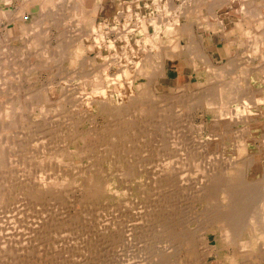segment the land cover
I'll list each match as a JSON object with an SVG mask.
<instances>
[{
    "label": "rangeland",
    "instance_id": "rangeland-1",
    "mask_svg": "<svg viewBox=\"0 0 264 264\" xmlns=\"http://www.w3.org/2000/svg\"><path fill=\"white\" fill-rule=\"evenodd\" d=\"M8 1L11 2V0ZM13 1L14 3L9 5L5 0H0V9H6L0 10V106L5 110L11 107V110H8L16 116H14L15 120L18 121L16 125L11 126L12 133L2 138L3 144L7 148L0 149L2 152L10 153L12 162H16L4 173V182H6L3 191L6 192V196L3 193L0 194V264H161V262L163 264H264V237H262L263 239L251 238L252 247H258L256 249L262 256L256 258V253H246L245 251L235 258L233 247L227 246L223 240L217 241L214 230L207 231L209 221L213 220L212 215L209 210L206 211V205L200 202L201 200L195 192V187L202 177H208L210 174L222 175L227 169L242 171L243 182L247 185L242 189V192L247 188L248 190L252 189V192H255L253 191L255 189L259 192H255L251 196V192L246 190L248 193L246 197L249 196L247 198L253 199V202L247 199L249 202L246 200L243 203L245 207L241 206L244 207L241 208L243 212L244 209L247 211L241 213V216L245 217L243 223L245 222L247 227L249 226L248 235L255 236L259 232H264L263 223L252 226L248 220V216L253 213L264 214V129L254 131L253 135L246 129L251 126L250 120L246 116L264 115V113L238 106L240 103L238 97L242 93L241 96L244 97L245 93L261 91L264 88V79L260 78L258 83L253 80L257 77L256 75L259 76L261 73L257 71L260 68L258 66L263 68L260 70L264 74V49L256 52L254 45L251 42L248 43V39L253 41L254 36L259 34V21L252 20L250 22L249 28H251L252 34L251 38L245 36L246 43L243 41L242 44L235 45V47L234 44L231 45L235 49L233 48L228 56L225 55L227 59L215 60L217 64H224L230 60L231 64H234V67L227 70V73L233 72V76H230L227 83L225 82L219 88L225 89V91L231 89L229 95H219L220 90L214 88L208 97L203 98L204 95H201L200 91L204 90L201 89L215 81L210 70L208 73L205 71L206 73L199 77L192 76V81L188 77L180 78L172 75V78L169 79L164 76L159 79V84H157L155 101L143 98L144 100L135 102V104L129 103V107H126L129 109L127 111L118 107L115 108L116 113L114 114L91 116L87 112V95L83 93H91V90L96 87L85 86L81 93L78 86L81 82L80 74L89 71V73L97 74L96 79L98 80L114 76L119 72L118 67L114 62L104 63L106 60L103 59L109 55L112 57L120 55L118 50L111 48L109 53L101 51L104 56L99 58L94 45V21L90 19L88 22H83V14L78 13L75 9L68 12L67 3L72 0ZM75 1L80 2V0ZM135 1L125 0L126 3ZM255 1L257 4V0ZM22 2L29 5L44 3V12L38 17L36 14H26L28 17L23 24L21 18L26 12L19 10L24 6ZM85 3L93 8L96 3L102 5L107 3L110 6L112 2L109 0L106 3L105 0H82L80 4L84 7ZM224 3L225 0H221L218 5L221 6ZM156 5V9H162L160 4ZM130 10L133 11L134 8ZM63 11H65L64 14H61ZM66 15L69 18H66ZM122 15L130 16L124 12ZM45 16H47L46 19ZM35 19L38 25L35 24ZM98 22L109 24V20L106 18L100 19ZM124 22L126 21L123 20ZM86 24L88 26L85 28L88 30L83 28ZM35 26L37 27L36 32L41 34L40 50L33 49V46L29 45L33 32L35 33L33 30ZM228 26H233V23L229 21ZM84 31L86 32L84 33ZM227 32H233V30H227ZM45 33L44 38L42 34ZM111 33L107 32L105 35L108 40L110 38L114 40L115 34L113 33L110 37ZM84 35L85 37H83ZM210 35L209 31L207 36ZM76 36L83 41L72 43ZM137 37L130 36L129 38L135 42V40L142 39L143 36L140 34ZM165 38L163 36V39ZM114 45L121 47L123 42L118 41ZM132 45L133 48L140 47L136 43H132ZM43 49H47L44 54L41 52ZM60 52L66 53L57 57ZM248 56L255 60L246 65L249 60ZM99 63L101 64L99 65ZM124 63L129 67L132 66L131 59H125ZM177 64L178 61L170 63L168 66L169 68L174 65L176 67ZM239 66L243 69H237ZM95 67L96 70L93 71ZM242 70L248 72L245 74V78L241 73ZM171 72L173 74V71ZM248 78L254 81L253 84H250L252 86L247 85L248 82H251ZM184 85H187V90L183 89ZM74 90L77 92L73 93ZM235 90L238 91V95L234 94ZM175 94L177 95L175 96ZM159 95L161 96L159 97ZM163 95H166V98L174 97L172 101L171 99L169 101ZM221 95H224L223 98L225 97L223 102ZM190 97L194 102H191ZM199 97L201 99L198 101ZM234 97H237V101ZM150 100L152 102H149ZM209 101H212L213 104L210 105ZM147 102L151 104L147 105ZM159 102H163L164 105ZM82 103L87 104V107L85 105L75 106ZM222 103H225L226 106H223ZM49 104L60 109L53 110L54 107L50 108ZM143 106L145 108L149 106V109H145ZM161 106L162 108L163 106L167 107L169 111L168 109L160 110ZM64 107L67 109H63ZM171 107L173 108L171 109ZM143 108L145 110L142 113ZM152 109L154 111L150 113ZM146 110L148 113L145 112ZM242 110L244 111L242 112ZM7 121L9 123L10 119ZM22 121L24 123L21 124ZM34 121L36 123L33 124L34 127H31L30 124ZM81 134L84 137L87 136V141L91 142L86 145L87 141L84 143L85 140L82 139ZM75 136H77L76 139H73ZM241 139H244L245 144L248 141L247 144L252 147L250 151L237 155L239 148L237 145ZM77 148L82 149L79 154L76 153ZM121 148L123 149L121 150ZM66 149L69 152H75V154L63 156V150ZM67 150L66 152H68ZM52 153H56L55 158ZM28 155L35 156L37 164H40L30 167L33 157L29 158ZM22 162L25 165H21ZM69 163L71 167L73 166L72 169ZM26 167L29 173L26 171ZM36 167L37 170L33 172ZM46 170L53 173L47 174L49 172ZM43 171L46 173L45 175ZM47 176L48 178L50 176L48 181H43V184H40L38 178L46 179ZM46 183L51 185L48 191L35 187V185L37 187L45 186ZM164 185L166 186L163 187ZM254 203L257 205H253ZM246 205L255 207L258 211L254 212L252 209V213L248 210L251 207ZM77 216L78 218L75 219ZM99 222L109 224L110 230L100 232L98 230ZM242 225L244 226V224ZM181 230L186 231L188 241L193 243L192 247L195 246L193 257L186 247L177 244L178 240L174 238L176 235H170L168 232L177 231L175 233L178 234V231ZM11 233L14 234L11 235ZM125 234H128L129 237ZM167 234L175 240L168 237ZM188 234L193 236H188ZM21 241L24 242L21 243ZM195 254L198 256L196 257Z\"/></svg>",
    "mask_w": 264,
    "mask_h": 264
},
{
    "label": "bare ground",
    "instance_id": "bare-ground-1",
    "mask_svg": "<svg viewBox=\"0 0 264 264\" xmlns=\"http://www.w3.org/2000/svg\"><path fill=\"white\" fill-rule=\"evenodd\" d=\"M44 1H46V0H44ZM50 1V0H49ZM107 0H105V2H106ZM110 1V0H109ZM119 1V0H118ZM122 1V0H121ZM128 1V0H127ZM56 2V1H55ZM69 2V1H68ZM96 2V1H95ZM153 2V1H152ZM67 3V2H66ZM165 3V2H164ZM68 4V8H75V7H78V1H75V0H72V1H70V3H67ZM121 4V3H120ZM188 4V3H187ZM186 4V5H187ZM52 5V4H51ZM50 5V6H51ZM106 5H107V3H106ZM170 5V4H169ZM173 5V4H172ZM234 5V4H233ZM16 6V5H15ZM113 6V5H112ZM208 6V5H207ZM221 8H225L226 7V4L224 3V4H221ZM232 6V5H231ZM199 7V6H198ZM95 8V7H94ZM113 8H115L114 6H113ZM151 8V7H150ZM248 8V7H247ZM108 9H109V7H108ZM163 9V8H162ZM190 9H191V7L189 6L188 7V9H186V11L184 12L185 13V15H189L190 14ZM204 9V8H203ZM231 9V8H230ZM84 10V9H83ZM161 10V9H160ZM196 10V9H195ZM198 10V9H197ZM226 10V9H225ZM91 11V10H90ZM111 11V10H110ZM129 11H130V9H129ZM159 11V10H158ZM162 11V10H161ZM204 11V10H203ZM214 9H211V10H209L208 12H207V15L205 14V18L206 19H209L210 17H213L214 19H217L216 18V13H214ZM227 11V10H226ZM251 11V10H250ZM262 11V10H261ZM264 11V10H263ZM70 12V11H69ZM109 12V11H108ZM146 12V11H145ZM195 12V11H194ZM216 12V11H215ZM85 13V12H84ZM124 13H126V14H128V15H130L131 13H127L126 11L124 12ZM151 13V12H150ZM176 13V12H175ZM183 13V12H182ZM205 13V12H204ZM88 14V13H87ZM180 14V13H179ZM208 14H210V15H208ZM220 14V13H219ZM7 15H9V14H7ZM98 15V14H97ZM165 15H166V13H165ZM204 15V14H203ZM85 16V15H84ZM131 16V15H130ZM129 16V17H130ZM196 16V15H195ZM264 16V15H263ZM57 17H58V15H57ZM89 17V16H88ZM170 17V16H169ZM234 17V16H233ZM126 18H128V16L126 17ZM163 18V17H162ZM168 18V17H167ZM187 18V17H186ZM212 18V19H213ZM129 19V18H128ZM148 19L151 21V22H153L152 24H155V26L154 25H152V27H151V25L149 26L148 25ZM264 19V18H263ZM135 20H137V22H138V25H139V27L142 29L141 31L143 32V33H145V35H146V38H145V45L144 46H140L138 49H137V47L136 48H133V45H132V43H131V40L126 36L127 34L126 33H123L122 32V35L120 36V38L121 37H123V45L121 46V47H119V46H115L114 45V40H111V38H110V40H108L107 39V37L105 36V35H107V31H108V29L109 28H102V26H100V27H97V29H96V31H95V35H96V42H95V47H96V49H97V54H98V56H99V58L101 59L104 55L102 54V52L101 51H105V52H107V53H109V51H110V49L111 48H115L116 50H118V52H119V54L120 55H116L115 57H112V56H110L109 54V56L107 57V58H105L104 57V59L103 60H106L104 63H107V62H110V64H111V62H114L115 63V66L116 67H118V70H119V72H117L116 74H114V76H112V77H110V78H103V80H101V79H96V77H98V76H96L97 74H93V73H89V71H84L82 74H80L81 75V77H80V80H81V82H80V84L78 85L79 86V88H80V92L82 93L83 92V88L85 87V86H88L89 88H93V87H96L95 89H92L91 91V93H83V94H85V95H87V104H88V107L86 106L87 104H77V105H75V106H83V105H85L86 107H87V112H88V115H91V116H93V115H103V114H111V113H116V110H115V108H118V107H121V110L122 109H125V111H127V110H129L128 108H126V107H129V103H134L135 104V102H138V101H141V100H144L143 98H146V99H151V100H153V101H155V98H156V94H155V92H157V84H159V79L161 78V77H164V76H166V60H167V58L169 57V54H171V53H175V54H178V55H180V56H183V55H186L187 53L186 52H188V53H190L191 51L193 52V54L195 55V53L196 52H194V50H199L202 46H201V44H200V41H199V35L196 33V32H194L193 33V31H192V33H191V44H189L187 47H185V46H183L182 44H181V35L180 34H182V32L184 31V32H190V30L189 29H187L188 27H185L184 26V24H183V27H185V28H182V32L179 30V31H174L173 33H172V38H171V40H169V42L171 43V44H169V46H170V48H164V47H162V46H160L161 44L159 43V39H158V36H156V37H153V35L151 36V34H152V30L154 29V27H156V29H158V26L160 25V23H161V21H162V19H161V17L159 16H156V14H146V13H144L142 16H140L139 18L137 17V19H135ZM164 20H167V19H164ZM170 20V19H169ZM194 20V19H193ZM59 21H61V20H59ZM227 21V20H226ZM84 22V21H83ZM86 22V21H85ZM196 22V21H195ZM92 23V22H91ZM94 23V22H93ZM173 24V23H172ZM90 25V24H89ZM130 25V24H129ZM170 25V24H169ZM174 25V24H173ZM190 25V24H189ZM193 26H194V23L192 24ZM260 26H261V24H259ZM23 26V25H22ZM76 26V25H75ZM79 26V25H78ZM77 26V27H78ZM86 26H88V24H86ZM178 26V25H177ZM168 27V26H167ZM196 27V26H195ZM19 28V27H18ZM93 28H94V26H93ZM100 28H102V29H100ZM173 28V27H172ZM193 28V27H192ZM134 28H132L131 29V26L130 27H128V25H127V28L126 29H123V31H127V33H132V34H134L135 35V33H136V31L135 30H133ZM181 29V28H180ZM33 30L35 31V33L33 32V35H32V39H31V41H30V43H29V45L31 46H33V49H39V46H40V44H41V41H40V39H41V34L40 33H38V32H36V30H37V27L35 26V27H33ZM43 30V29H42ZM91 30V29H90ZM93 30V29H92ZM83 31V30H82ZM137 31H138V29H137ZM154 31V30H153ZM156 31V30H155ZM230 31V30H229ZM25 32V31H24ZM83 33V32H82ZM85 33V32H84ZM196 33V34H195ZM45 35H46V33L45 34H42V36L45 38ZM77 35V34H76ZM239 35V34H238ZM79 36V35H78ZM167 36V35H166ZM212 36V35H211ZM240 36V35H239ZM83 37H85V35L83 36ZM242 37V36H241ZM137 38H139V37H137ZM209 38V37H208ZM131 39H133V38H131ZM170 39V38H169ZM241 39V38H240ZM133 40H135V39H133ZM201 40V39H200ZM83 41V39L82 40H80L79 38H77V36L76 37H74L73 38V40H72V43H76V42H79V43H81ZM119 41H120V39H119ZM165 41V40H164ZM167 41V40H166ZM225 41V40H224ZM229 41V40H228ZM215 42V41H214ZM138 43V42H137ZM71 44V43H70ZM252 45H254V47H255V50H256V52H258V51H260L261 49H264V30H262V32H259V34L257 35V36H254V39H253V41H252V43H251ZM203 45V44H202ZM90 46V45H89ZM139 46V45H138ZM228 47V46H227ZM70 48V47H69ZM204 48V47H203ZM40 50V49H39ZM47 49H43L41 52L44 54L45 53V51H46ZM82 50V49H81ZM203 49H200V51H199V56H200V58L203 60V62L207 65V67H208V69L211 71V73L214 75L213 77H215V81L214 82H212L211 83V85H205L206 87H203V89H201V90H204V91H200V94L202 95H204L203 96V98H205V97H208L209 95H210V93L212 92V90L214 89V88H218V90H220V92H219V95L220 94H230V92L232 91L231 89H229L228 91H225V89H219L220 88V86L221 85H223V84H225V82L227 81V79L228 78H230V76L232 77L233 76V72L232 73H227V70L229 69V68H232V67H234V64L232 63L231 64V60L229 61V62H227V63H224V64H217V63H215V62H213V57H211L210 55H208V53L206 54L205 52H203L202 51ZM206 50V49H205ZM228 50V49H227ZM240 50V49H239ZM208 51V50H207ZM37 52V51H36ZM81 52V51H80ZM57 53V52H56ZM66 53V52H65ZM65 53H63V52H60L59 53V55L57 56V57H59V56H61V55H63V54H65ZM78 53V52H77ZM55 54V53H54ZM82 54V53H81ZM113 54V53H112ZM79 55V54H78ZM106 55V54H105ZM254 55V54H253ZM80 56V55H79ZM83 56H85V55H83ZM196 56V55H195ZM249 57V60H248V63L246 64V65H249V63L250 62H252L253 60H255V58H253V57H251V56H248ZM62 58V57H61ZM69 59V58H68ZM125 59H127V60H132V66H128V64H125L124 63V61H125ZM231 59V58H230ZM43 60V59H42ZM234 60V59H233ZM50 61V60H49ZM62 61V60H61ZM86 61V60H85ZM63 62V61H62ZM87 62V61H86ZM85 62V63H86ZM43 63V62H42ZM66 63V62H65ZM261 63V62H260ZM26 64V63H25ZM41 64V63H40ZM74 64V63H73ZM101 63H99V65H100ZM202 64V63H201ZM85 65V64H84ZM103 66H105L104 64H102ZM72 66V65H71ZM70 66V67H71ZM241 66H243V65H241ZM241 66H239L237 69H241L242 67ZM69 67V66H68ZM67 67V68H68ZM73 67V66H72ZM88 67V66H87ZM198 67V66H197ZM258 67H260L259 69H257V71H259V72H261V73H259V76L258 75H256L257 77V79L256 78H254L253 80H255V82H257L258 83V80L260 79V78H262V79H264V74L262 73V71L260 70V69H263V68H261V66H258ZM103 68H105V67H103ZM248 68V67H247ZM252 68V67H251ZM33 69V68H32ZM98 69V68H97ZM243 69V68H242ZM86 70V69H85ZM88 70V69H87ZM96 70V67H95V69H93V71H95ZM253 70V69H252ZM81 71H83V70H81ZM92 71V72H93ZM241 71V70H240ZM256 71V70H255ZM88 72V73H87ZM168 72V71H167ZM97 73H99V72H97ZM170 73V72H169ZM237 73V72H236ZM244 76V78L246 77L245 76V74L246 73H248V72H244V70H242V72H241ZM172 74V73H171ZM262 74V75H261ZM30 75V74H29ZM28 75V76H29ZM34 75H35V73H34ZM37 76V75H36ZM79 76V75H78ZM209 76H210V73H209ZM30 77V76H29ZM33 77V76H32ZM102 77V76H101ZM234 78V77H233ZM249 79V78H248ZM6 80V79H5ZM213 80V79H212ZM211 80V81H212ZM250 80V79H249ZM251 81V82H248L247 83V85H249V86H252V85H250L251 83L253 84V82L254 81ZM200 81V80H199ZM7 82V81H6ZM204 82V81H203ZM247 82V81H246ZM5 83V82H4ZM191 83V82H190ZM227 83V82H226ZM7 85V84H6ZM183 85V84H182ZM242 85V84H241ZM244 85V84H243ZM187 86V85H186ZM185 85H184V88L183 89H186L187 87H186ZM191 86V85H190ZM238 86H240V85H238ZM237 86V87H238ZM225 87V86H224ZM235 87V86H234ZM61 88H63V87H61ZM76 88V87H75ZM88 88V89H89ZM201 88V87H200ZM244 88V87H243ZM260 88V87H259ZM7 89V88H6ZM10 89V88H9ZM68 89V88H67ZM165 89V88H164ZM193 89V88H192ZM237 89V88H236ZM246 89V88H245ZM244 89V90H245ZM20 90V89H19ZM60 90V89H59ZM62 90V89H61ZM70 90V89H69ZM68 90V91H69ZM187 90V89H186ZM239 90V89H238ZM254 90V89H253ZM64 91V90H63ZM65 91H67V90H65ZM71 91V90H70ZM77 91H78V89H77ZM76 90H74V92L73 93H75V92H77ZM184 91V90H183ZM193 91H195V90H193ZM193 91H192V93H193ZM198 91V90H197ZM217 91V90H216ZM234 91V90H233ZM236 91V90H235ZM241 91V90H240ZM245 91H247V90H245ZM12 92V91H11ZM35 92V91H34ZM203 92V93H202ZM251 93H248V94H246L245 93V95H244V97H242L241 95L243 94H241L239 97H238V100H239V104H238V106L240 107V108H245V109H247V110H249V109H251V110H259V111H261V112H263L264 113V88L260 91H258V90H255V91H250ZM218 93V92H217ZM238 93V91H236V93L234 92V94H236V95H238L237 94ZM38 94V93H37ZM46 94V93H45ZM44 94V95H45ZM77 94V93H76ZM165 94V93H164ZM167 94V93H166ZM169 94V93H168ZM181 94V93H180ZM183 94V93H182ZM67 95V94H66ZM78 95V94H77ZM177 94H175V96H176ZM183 95H185V93L183 94ZM46 96V95H45ZM44 96V97H45ZM47 96H48V94H47ZM161 95H159V97H160ZM164 96V95H163ZM166 96V95H165ZM164 96V97H165ZM169 96V95H168ZM197 96V95H196ZM215 96V95H214ZM223 96L224 95H221V101L223 102V101H225V97L223 98ZM234 96V95H233ZM34 97H35V95H34ZM37 97V96H36ZM63 97V96H62ZM78 97V96H77ZM173 97L174 96H170V97H168V98H166V99H169V101H170V99H171V101H172V99H173ZM183 97V96H182ZM202 97V96H201ZM201 97H199V99H198V101L201 99ZM32 98H33V95H32ZM79 98V97H78ZM164 98V99H165ZM191 98V97H190ZM233 98V97H232ZM235 98V97H234ZM8 99V98H7ZM40 99V96H39V98H38V100ZM45 99H47V98H45ZM44 99V100H45ZM61 99V98H60ZM84 99V98H83ZM158 99V98H157ZM164 99H163V101H164ZM165 99V100H166ZM188 99H189V97H188ZM236 99V101H237V97L235 98ZM35 100V99H34ZM38 100H36V101H38ZM63 100V99H62ZM61 100V101H62ZM78 100V99H77ZM149 101V102H152V101ZM210 100H212V99H210ZM231 100V99H230ZM7 101V100H6ZM8 101H9V99H8ZM13 101V100H12ZM84 101V100H83ZM94 101V103L92 104V102ZM189 101V100H188ZM197 101V102H198ZM206 101V100H205ZM235 101V100H234ZM9 102H11V101H9ZM39 102V101H38ZM149 102H147V105H148V103ZM165 102V101H164ZM191 102H194V101H192V98H191ZM210 102V105L211 104H213V103H211L212 101H209ZM59 103V102H58ZM154 103V102H153ZM160 103V102H159ZM163 102H161L160 104H162ZM206 103V102H205ZM220 103V102H219ZM218 103V104H219ZM231 103V102H230ZM236 103V102H235ZM144 104V103H143ZM145 104H146V102H145ZM149 104H151V103H149ZM158 104V103H157ZM159 104V105H160ZM209 104V103H208ZM237 104V103H236ZM10 105V104H9ZM50 105V104H49ZM48 105V106H49ZM60 105V104H59ZM153 105V104H152ZM154 105H156V104H154ZM163 105H164V103H163ZM185 105V104H184ZM217 105V104H216ZM222 105L223 106H226L225 105V103H222ZM234 105V104H233ZM51 106H53L54 107V105H50L49 107L51 108ZM66 106V105H65ZM146 106V105H145ZM150 106V105H149ZM148 106V107H149ZM158 106V105H157ZM169 106H170V104H169ZM171 106H173L172 104H171ZM179 106V105H178ZM195 106V105H194ZM222 106V107H223ZM44 107H45V105H44ZM125 107V108H124ZM138 107V106H137ZM136 107V108H137ZM144 107V106H143ZM148 107H146V108H148ZM151 107V106H150ZM165 106H163V108H162V106L160 107V110L161 109H170V107H168V105H167V107L166 108H164ZM207 107V106H206ZM216 107V106H215ZM221 107V106H220ZM219 107V108H220ZM230 107V106H229ZM11 108V107H10ZM9 107H8V109H10ZM23 108V107H22ZM40 108V107H39ZM67 109V107H64L63 109ZM70 108V107H69ZM145 108V107H144ZM142 109L141 111H142V113L144 112L143 110H145V109ZM173 107H171V109H172ZM211 108V107H210ZM8 109H6L5 110V108L4 107H2V106H0V149H2V148H5L6 147V145H4L3 144V140H2V138L3 137H5V136H7L8 134H11L12 133V128H11V126L12 125H16V123L18 122V121H16L15 120V115L14 114H12V112L10 111V110H8ZM14 109V108H13ZM16 109V108H15ZM20 109V108H19ZM53 110H56V111H58L60 108L59 107H54V108H52ZM62 109V108H61ZM62 109V110H63ZM65 109V110H66ZM130 109H132L131 108V106H130ZM133 109H135V108H133ZM149 109V108H148ZM155 109H156V107H155ZM159 109V108H158ZM169 109H168V111H169ZM212 109V108H211ZM225 109V108H224ZM81 110H82V108H81ZM115 110V111H114ZM218 110V109H217ZM233 110V109H232ZM18 111V110H17ZM50 111V110H49ZM152 111H154L153 109L151 110V112L150 113H152ZM165 111V110H164ZM164 111H161L162 113L164 112ZM214 111V110H213ZM216 111V110H215ZM219 111V110H218ZM234 111V110H233ZM244 110H242V112H243ZM77 112V111H76ZM82 112V111H81ZM84 112V111H83ZM119 112V111H118ZM140 112V111H139ZM145 112H147L148 113V111L146 110ZM220 112V111H219ZM230 112V111H229ZM44 113V112H43ZM78 113V112H77ZM123 113V112H122ZM126 113H128V112H126ZM146 113V114H147ZM154 113H156V112H154ZM161 113V114H162ZM167 113V112H166ZM223 113V112H222ZM84 114V113H83ZM141 114V113H140ZM145 114V115H146ZM250 114H252V113H250ZM26 115V114H25ZM130 115V114H129ZM15 116V117H14ZM43 116V115H42ZM90 116V117H91ZM113 116V115H112ZM122 116H124V115H122ZM147 116V115H146ZM246 116V115H245ZM150 117H151V115H150ZM166 117V116H165ZM246 117H248V119L250 120L249 121V123L251 124V126L249 127V128H246L248 131H250V134H254L255 132L254 131H260V130H263L264 129V115H262V114H259V115H253V116H246ZM119 118H121V117H119ZM257 120H256V119ZM7 119H10V121H9V123H8V121H7ZM73 119V118H72ZM71 119V120H72ZM90 119H92V118H90ZM94 119V118H93ZM219 119V118H218ZM69 120V119H68ZM63 121V120H62ZM78 121V120H77ZM218 121V120H217ZM12 122V123H11ZM31 122V121H30ZM67 122V121H66ZM22 123H24L23 121L21 122V124ZM34 123H36L35 121L34 122H32L31 124H30V126L31 127H34ZM79 123V122H78ZM262 123V124H261ZM20 124V123H19ZM28 124V123H27ZM26 124V125H27ZM38 124V123H37ZM61 124H63V123H61ZM83 124V123H82ZM18 125V124H17ZM263 125V126H262ZM19 126V125H18ZM56 126V125H55ZM36 127V126H35ZM36 128H38V127H36ZM58 128V127H57ZM65 128V127H64ZM93 128H95V127H93ZM92 128V129H93ZM115 128V127H114ZM19 129V128H18ZM57 131V130H56ZM94 131V130H93ZM112 131V130H111ZM71 132V131H70ZM95 132V131H94ZM97 132V131H96ZM17 133V132H16ZM55 133V132H54ZM61 133V132H60ZM64 133V132H63ZM101 133V132H100ZM127 133V132H126ZM14 134V133H13ZM99 134V133H98ZM82 136H83V134H81ZM81 135H78V136H81ZM90 135V134H89ZM108 135V134H107ZM106 135V136H107ZM81 136V137H82ZM102 136H104V135H102ZM116 136V135H115ZM118 136V135H117ZM120 136V135H119ZM76 137L77 136H75V138H73V139H76ZM91 137V136H90ZM100 137V136H99ZM93 138V137H92ZM112 138V137H111ZM118 138V137H117ZM82 139L83 140H85L84 141V143L88 140V138H87V136L86 137H82ZM97 139H99V138H97ZM245 139V138H244ZM244 139H241L240 141H238V149H237V155L239 154V155H241V154H243V153H245V152H248V151H250L251 150V145H249V144H247L248 143V141H247V143L245 144V141H244ZM249 139V138H248ZM2 140V141H1ZM91 140V139H90ZM96 140V139H95ZM103 140V139H102ZM114 140H116V139H114ZM124 140V139H123ZM74 141V140H73ZM93 141V140H92ZM108 141V140H107ZM117 141V140H116ZM75 142H76V140H75ZM91 141H87L86 142V145H87V143H90ZM120 142V141H119ZM99 143V142H98ZM113 143V142H112ZM7 144V143H6ZM60 144V143H59ZM76 144H78L77 142H76ZM82 144V143H81ZM96 144H97V141H96ZM120 145V144H119ZM78 145H76V147H77ZM102 146H103V143H102ZM121 146V145H120ZM75 147V148H76ZM79 147V146H78ZM89 147V146H88ZM91 147V146H90ZM93 147V146H92ZM7 148V147H6ZM5 148V149H6ZM9 148H12V146H9ZM84 148H86V147H84ZM99 149L101 148L100 146L98 147ZM69 149V148H68ZM78 150L76 151V153H80V150H82V149H80V148H77ZM113 149V148H112ZM123 148H121V150H122ZM67 150V149H66ZM66 150H63V156H66V155H70V154H75V152H69V150H67L68 152H66ZM126 150V149H125ZM5 151H7V150H5ZM110 151V150H109ZM165 151V150H164ZM41 152H43V151H41ZM59 152V151H58ZM66 152V153H65ZM99 152V151H98ZM121 152V151H120ZM123 152V151H122ZM114 153V152H113ZM112 153V154H113ZM117 153V152H116ZM129 153V152H128ZM264 153V152H263ZM14 154V153H13ZM91 154V153H90ZM257 154H261V153H257ZM52 155H53V157L55 158L56 157V153L54 154V153H52ZM52 155H51V157H52ZM93 155V154H92ZM28 156H30V155H28ZM33 158V160H32V163H31V165H30V167L31 166H34V165H38V164H40V163H38L37 164V162H36V157L35 156H33V155H31ZM31 156L29 157V158H31ZM75 156V155H74ZM81 156V155H80ZM79 156V157H80ZM105 156V155H104ZM135 156V155H134ZM14 157V156H13ZM42 157V156H41ZM78 157V158H79ZM88 157V156H87ZM86 157V158H87ZM97 157V156H96ZM101 157V156H100ZM111 157V156H110ZM112 157H113V155H112ZM24 158L26 159V156H24ZM75 158V157H74ZM117 158H118V156H117ZM57 159V158H56ZM81 159H82V156H81ZM120 159V158H119ZM62 160V159H61ZM82 160H84V159H82ZM25 161V160H24ZM129 161V160H128ZM68 162H70V161H68ZM73 161H71L70 163H72ZM95 162H97V161H95ZM15 161H14V163L12 162V160H11V156H10V153H6V152H2L1 150H0V194L1 193H3L4 194V196H6V192H4L3 190H5V189H3V188H5L4 187V183L6 182H4V173H6V171H8V167H11L13 164L15 165ZM70 163H69V165H70ZM117 163V162H116ZM21 165L22 164H24L23 162L22 163H20ZM26 164H27V162H26ZM41 164H42V162H41ZM46 164V163H45ZM62 164H63V161H62ZM94 164V163H93ZM96 164V163H95ZM129 164H130V162H129ZM175 164V163H174ZM25 165V164H24ZM53 165H54V163H53ZM68 165V166H69ZM76 165V164H75ZM47 166V165H46ZM55 166V165H54ZM53 166V167H54ZM97 166V165H96ZM127 166V165H126ZM162 166V165H161ZM45 167V166H44ZM70 167H71V165H70ZM73 167V166H72ZM72 167H71V169H72ZM88 167V166H87ZM24 168V167H23ZM35 168V167H34ZM49 168V167H48ZM60 168V167H59ZM59 168H56V170L58 169L59 170ZM62 168V167H61ZM77 168V167H76ZM121 168V167H120ZM19 169V168H18ZM32 169H33V167H32ZM44 169V168H43ZM54 169V168H53ZM52 169V170H53ZM70 169V170H71ZM73 169H75V168H73ZM96 169V168H95ZM132 169V168H131ZM13 170H15V169H13ZM37 170V167H36V169L33 171V172H35ZM68 170V169H67ZM70 170H69V172H70ZM256 170V169H255ZM21 171V170H20ZM26 171H27V167H26ZM30 171V170H29ZM46 171H48V170H46ZM62 171V170H61ZM89 171V170H88ZM19 172V171H18ZM28 172V171H27ZM26 172V173H27ZM32 172V171H31ZM32 172V173H33ZM44 172V171H43ZM49 172V171H48ZM51 172V171H50ZM50 172L49 173H47V174H50ZM56 172V171H55ZM78 172V171H77ZM155 172H156V170H155ZM242 172V171H241ZM240 171H236L235 169H227V170H225V172L222 174V175H216V176H214V175H211L210 174V176H208V177H200L201 179L199 180V182L197 183V185H196V187H195V192L197 193V196H199V198H200V202L202 203V204H204V205H206V211H208L209 210V212L211 213L210 215H212L211 217H212V219L213 220H210L209 221V225L207 226V231L208 230H214L215 231V235H216V237H215V239L217 240V241H220V240H223V243H225L227 246H231V247H233V249L235 250V258L238 256H240L242 253H244L245 251H246V253L247 252H249V253H256V258H258V257H260V256H262L259 252H258V247H256V248H254V247H252V244H253V241L251 240V238H253V237H258L259 239L260 238H262V237H264V232H259V233H257V235H255V236H251V234H247V231H248V228H249V226L247 227V225L245 224V222L243 223V220H245V217L243 218L241 215V213L243 212V210L241 209V208H244L245 206H244V202L248 199V200H251L250 198H247V197H249V196H247L246 197V195L248 194L247 193V191L246 190H248V188L246 189V190H244L243 192H242V189L245 187V186H247L244 182H243V180H244V178H243V176H242V174L243 173H241ZM29 173V172H28ZM37 173V172H36ZM51 173H53V172H51ZM58 173V172H57ZM64 173V172H63ZM124 173V172H123ZM38 174V173H37ZM46 173L44 172V175H45ZM129 174V173H128ZM28 175V174H27ZM69 175H70V173H69ZM81 175V174H80ZM166 175V174H165ZM53 176V175H52ZM161 176V175H160ZM203 176H205V175H203ZM27 177V176H26ZM34 177L36 178V176L34 175ZM33 177V178H34ZM9 178V177H8ZM49 178H50V176H49ZM48 178V176H47V178L45 179V178H38V180L40 181V184H43V181H48L47 179H49ZM67 178V177H66ZM152 178V177H151ZM171 178V177H170ZM6 179H7V177H6ZM10 179V178H9ZM37 179V178H36ZM95 179V178H94ZM93 179V180H94ZM35 180V179H34ZM37 180V181H38ZM42 180V181H41ZM61 180V179H60ZM92 180V179H91ZM92 180V181H93ZM171 180H172V178H171ZM49 181H51V180H49ZM57 181V180H56ZM86 181V180H85ZM96 181H97V179H96ZM166 181V180H165ZM170 181V180H169ZM8 182V181H7ZM64 182H65V180H64ZM84 182V181H83ZM50 183V182H49ZM46 183L45 184V186H36L35 185V187H36V189H39V188H43L44 190H47L48 191V189L51 187V185L50 184H52V183ZM99 184H101V183H99ZM6 185V184H5ZM90 185V184H89ZM94 185V184H93ZM167 185H169L168 184V182H167ZM55 186V185H54ZM157 186V185H156ZM155 186V187H156ZM166 185H164L163 187H165ZM56 187V186H55ZM162 187V188H163ZM169 187V186H168ZM167 187V188H168ZM173 187V186H172ZM178 187V186H177ZM33 188V187H32ZM84 188V187H83ZM161 188V189H162ZM175 188V187H174ZM255 188V187H254ZM71 189V188H70ZM95 189V188H94ZM115 189V188H114ZM170 189V188H169ZM178 189V188H177ZM249 189H251L250 187H249ZM91 190V189H90ZM89 190V191H90ZM165 190V189H164ZM164 190H163V192H164ZM171 190H173V189H171ZM7 191V190H6ZM87 191H88V189H87ZM248 191H250L249 193L251 194V196L255 193V192H258L256 189L255 190H253V191H255V192H252V189L251 190H248ZM45 192V191H44ZM106 192V191H105ZM167 192V191H166ZM64 193V192H63ZM104 193V192H103ZM259 193V192H258ZM257 193V194H258ZM39 194V193H38ZM43 194V193H42ZM141 194V193H140ZM9 195V194H8ZM7 195V196H8ZM85 195V194H84ZM107 195V194H106ZM162 196V195H161ZM256 196V195H255ZM264 196V195H263ZM2 197V196H1ZM254 197V196H253ZM100 198V197H99ZM98 198V199H99ZM246 198V199H245ZM255 198V197H254ZM2 199V198H1ZM197 199V198H196ZM262 199V198H261ZM6 200V199H5ZM10 200H12V199H10ZM95 200V199H94ZM101 200V199H100ZM165 200V199H164ZM247 200V201H248ZM253 200V199H252ZM251 200V202H253ZM90 201V200H89ZM97 201V200H96ZM175 201V200H174ZM257 201V200H256ZM46 202V201H45ZM249 202V201H248ZM261 202H263V200H261ZM26 203V202H25ZM98 203H100V202H98ZM14 205H16V204H14ZM75 205V204H74ZM88 205H89V203H88ZM91 205V204H90ZM249 205H251V203H249ZM249 205H246V206H249ZM253 205H257V203H254ZM252 205V206H253ZM260 205V204H259ZM20 206V205H19ZM64 206V205H63ZM202 206V205H201ZM241 206H244V207H241ZM30 207V206H29ZM168 207V206H167ZM177 207V206H176ZM249 207H251V206H249ZM31 208V207H30ZM101 208V207H100ZM174 208V207H173ZM205 208V207H204ZM247 208V207H246ZM17 209V208H16ZM254 210V212L256 211H258L257 209H255V207H251V208H248V210H250V212H252L253 213V211H251V210ZM21 210V209H20ZM24 210V209H23ZM81 210V209H80ZM160 210V209H159ZM163 210V209H162ZM260 210V209H259ZM66 211V210H65ZM95 211V210H94ZM170 211V210H169ZM174 211V210H173ZM261 211V210H260ZM67 212H69L68 210H67ZM244 212H247L245 209H244ZM243 212V213H244ZM249 212V211H248ZM78 213V212H77ZM81 213V212H80ZM173 213V212H172ZM83 214V213H82ZM261 214V213H260ZM258 214V213H253V215H251V216H248L249 218H248V220L250 221V223L252 224V226L253 225H257V224H260V223H263L264 224V214ZM80 215V214H79ZM247 215V214H246ZM84 217V216H83ZM120 217V216H119ZM184 217V216H183ZM211 217H210V219H211ZM76 218H78V216L77 217H75V219ZM87 218V217H86ZM102 218H103V216H102ZM165 218V217H164ZM181 218V217H180ZM185 218V217H184ZM247 219V218H246ZM21 220V219H20ZM79 220V219H78ZM107 220V219H106ZM161 220V219H160ZM176 220V219H175ZM197 220V219H196ZM202 220V219H201ZM77 221V220H76ZM100 221V220H99ZM104 221V220H103ZM166 221V220H165ZM181 221V220H180ZM160 222V221H159ZM174 222H176V221H174ZM197 222H199V221H197ZM78 223H80V222H78ZM100 223V222H99ZM167 223V222H166ZM10 224V223H9ZM60 224V223H59ZM84 224V223H83ZM82 224V225H83ZM107 224V223H106ZM103 224V222H101L99 225H98V230L100 231V232H102L103 233V231H107V230H110V226H109V224ZM170 224V223H169ZM178 224V223H177ZM198 224V223H197ZM201 224V223H200ZM242 224H244V226L242 225ZM53 225V224H52ZM202 225V224H201ZM261 225V224H260ZM84 226V225H83ZM200 226V225H199ZM198 226V227H199ZM170 227V229H171V225L169 226ZM182 227H184V226H182ZM2 228V227H1ZM68 228V227H67ZM70 228V227H69ZM73 228V227H72ZM112 228V227H111ZM132 228V227H131ZM133 228H134V226H133ZM136 228V227H135ZM179 228H181V227H179ZM185 228V227H184ZM183 228V229H184ZM187 228H188V226H187ZM9 229H10V227H9ZM14 229V228H13ZM74 229V228H73ZM165 229V228H164ZM169 229V228H168ZM182 229V228H181ZM203 229V228H202ZM18 230V229H17ZM49 230V229H48ZM97 230V231H98ZM174 230V229H173ZM184 230H187V229H184ZM184 230H181V231H178V234H176L177 233V231H172L171 233H170V231H168L169 232V234L170 235H176V237L174 236V238L175 239H177L178 240V245L179 246H183L184 248L186 247L188 250V252L192 255V257L194 256V250H195V246L194 247H192L193 246V243L192 242H190V241H188V239H187V237H186V231L184 232ZM194 230H196V229H194ZM7 231H8V229H7ZM15 231V230H14ZM96 231V230H95ZM118 231V230H117ZM124 231H126V230H124ZM131 231H132V229H131ZM16 232V231H15ZM128 232V231H127ZM161 232V231H160ZM187 232H188V230H187ZM192 231H190V233H191ZM195 232V231H194ZM109 233H111V232H109ZM167 233V232H166ZM193 233V232H192ZM14 234V233H13ZM12 233H11V235H13ZM17 234V233H16ZM10 235V236H11ZM125 235H128V234H125ZM190 235H192V234H188V236H190ZM210 235V234H209ZM14 236H16V235H14ZM13 236V237H14ZM165 236V235H164ZM167 236H168V234H167ZM166 236V237H167ZM193 236V235H192ZM191 236V237H192ZM12 237V236H11ZM114 237V236H113ZM127 237V236H126ZM128 237H129V235H128ZM157 237V236H156ZM160 237H162V236H160ZM168 237H170V236H168ZM167 237V238H168ZM44 238V237H43ZM166 238V239H167ZM170 238H172V237H170ZM198 238V237H197ZM41 239V238H40ZM39 239V240H40ZM128 239V238H127ZM166 239H165V241H166ZM173 239V238H172ZM175 239H173V240H175ZM193 239V238H192ZM263 239V238H262ZM24 240V239H23ZM48 240V239H47ZM169 240V239H168ZM171 240V239H170ZM189 240H190V237H189ZM256 240V239H255ZM17 241V240H16ZM22 242H24V241H21V243ZM30 242V241H29ZM50 242V241H49ZM168 242V241H167ZM170 242V241H169ZM175 242V241H174ZM177 242V241H176ZM255 242V241H254ZM31 243V242H30ZM29 243V244H30ZM195 243V242H194ZM172 244H173V242H172ZM176 244V243H175ZM211 244V243H210ZM31 245V244H30ZM163 245V244H162ZM168 245V244H167ZM195 245V244H194ZM164 246V245H163ZM261 246V245H260ZM24 247V249H26L25 248V246H23ZM27 247V246H26ZM238 247V248H237ZM28 248V247H27ZM30 249H31V247H29ZM194 248V249H193ZM261 249H262V246H261ZM174 250V249H173ZM186 251V250H185ZM264 251V250H263ZM262 251V252H263ZM261 252V251H260ZM27 253V252H26ZM230 253V252H229ZM248 253V254H249ZM20 256V255H19ZM195 256L197 257L198 255H196L195 254ZM249 256V255H248ZM55 257V256H54ZM160 257V256H159ZM249 257H251V255L249 256ZM254 257V256H253ZM51 259H52V257H51ZM194 260V259H193ZM196 260V259H195ZM164 261V260H163ZM200 261V260H199ZM237 261V260H236ZM201 263V262H200ZM161 264H163V262H161Z\"/></svg>",
    "mask_w": 264,
    "mask_h": 264
},
{
    "label": "crops",
    "instance_id": "crops-1",
    "mask_svg": "<svg viewBox=\"0 0 264 264\" xmlns=\"http://www.w3.org/2000/svg\"><path fill=\"white\" fill-rule=\"evenodd\" d=\"M5 1H6V3H9V5L12 2L14 3L13 0H11V2H9L8 0H5ZM114 1L110 0V2H112L110 4V6H108V4L102 5V4L96 3V6H94L95 8L94 7L90 8L86 3L83 4L84 7H82L80 4L82 2V0H80L78 7L67 8V10L69 12V11L75 9L78 13L81 12L83 14L82 19L84 20V22L85 21L88 22V20L92 19L94 21L93 24H94L95 31H96L97 27H100V26H102V28H104V27L105 28H111L109 31H107L108 34L111 33L112 30H114L110 34V37L112 36L113 33L115 34V37H114L115 43H118L119 39H120V42H123V37L120 38V36L122 35V32L126 33L127 34L126 36L128 38L130 36L137 37V35L142 34V36H143L142 39L135 40V42L131 41V43L132 42L134 44L136 43V45H139V46L145 45L146 35H145V33H143L141 31L142 29L139 27V25L137 24V20H135V19H137V17L139 18L144 13L156 14V16L161 17L162 21H161L160 25L158 26V29H156V27H154V29H153L154 31L152 30L151 36L152 35H153V37L158 36L159 43L161 44L160 46L167 48V49L170 48L169 44H171L170 43L171 41L169 42V40H171V38H172V33L174 31H179V30L181 31L182 28L188 27L187 29L190 30L189 33L181 31L182 32V34H180L181 35V44L185 47H187L189 44H191V39H190L191 33L194 30L193 32H196L199 35V41H200V44L202 46L200 49H203L202 50L203 52H205V53L207 52L208 55L213 57V62H215V60L217 61L219 59H221V60L227 59V57L225 55L228 56L229 53L232 51V49L235 47V45L236 46L240 45L243 43V41L245 43L247 42V39H244L245 36H248V38L249 37L251 38L252 31H251V28H249V24H250V22H252V20L254 22H255V20L259 21V24H261V26H259V32H262V30H264V19H263L264 18V16H263L264 15V11H263L264 4H260L262 2L264 3V0H257V2H258L257 4L255 3L256 2L255 0H225V4H226L225 8H221L222 6L218 5L221 0H136L135 2H131V3L130 2L126 3L125 0H122V1L121 0H119V1L114 0ZM43 4L44 3H37V4L29 5V4H23V2H22V5H24V6H23V8H20L19 10H20V12H26L23 15L24 17L21 18V21L23 22V24H25L26 19L28 17L26 14H36L38 17V15H40L42 12H44L43 11ZM156 4H160L162 6V8H163V9H161L162 11L155 8V6H157ZM112 5L115 8H113ZM189 6L191 7V9H190L191 12L187 16V15H185L184 12L186 11V9H188ZM108 7H109V9H108ZM133 8H134L133 11L132 10L129 11V9H133ZM212 8H214V10L216 11L215 13H216L217 19H214L213 17L206 19L205 14L207 15V12L209 10H211ZM0 10L3 11L6 9H0ZM9 10L13 11V9H10V8H9ZM67 10H65V11H67ZM65 11H63L61 14H64ZM125 11L127 13H131L130 14L131 17L128 16L129 19L122 15V12H125ZM109 13H110V16L108 17ZM165 13H166V15H165ZM68 15H66V18H69ZM208 15H210V14H208ZM46 17L47 16H45V19H46ZM103 17L106 18L107 20H109L108 25H105L101 22H98V20L104 19ZM36 19H35V24H37ZM63 19L65 20V17H63ZM164 19H167V20H164ZM123 20H125L126 22L123 23ZM229 21H231L233 23V26H231V27L228 26ZM147 22H148L149 26L150 25H151V27H152V25L155 26V24H152L153 22H151L149 19ZM193 23H194V26L192 25ZM164 24H165V26H164ZM183 24H184V26L185 25L186 26L183 27ZM44 25H45V22H44ZM127 25H128V27L131 26V29L134 28L133 30L136 31L135 35L132 33H127V31H123V29L127 28ZM45 27H47V26H45ZM85 27H87V26H83V28H85ZM255 27H257V26H255ZM102 28H100V29H102ZM86 29L87 28H85V30ZM137 29H138V31H137ZM227 30H233V32H227ZM209 31L211 32L212 36L211 35L207 36ZM84 32H86V31H84ZM166 35H168V36H166ZM163 36L166 38L163 39ZM78 37H80V35ZM94 37H95V41H94V45H95L96 35ZM250 42L252 43V40L250 41L248 39V43H250ZM231 45H233L234 47H231ZM200 49L194 50V52H196L195 53L196 56L193 54L192 51L190 53L186 52L187 54L183 55V56H180V55L175 54V53L169 54V57L166 60L167 61L166 62V76L169 79L172 78V75H175V76L180 77V78L188 77L190 79V81H192V76L199 77L203 73H206V72L208 73L209 69H208L207 65L203 62V60L200 58V56L198 54ZM177 61H178V64L176 67H175V65H176L175 64L174 67L169 68L168 65H170V63H174ZM171 71H173V74H171L172 73ZM176 72H177V74H176Z\"/></svg>",
    "mask_w": 264,
    "mask_h": 264
}]
</instances>
